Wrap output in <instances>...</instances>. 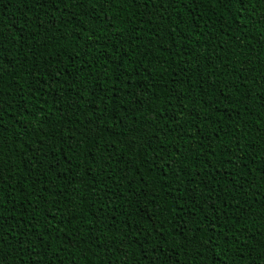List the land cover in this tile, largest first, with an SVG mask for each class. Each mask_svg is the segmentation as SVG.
I'll return each mask as SVG.
<instances>
[{
	"label": "trees",
	"instance_id": "1",
	"mask_svg": "<svg viewBox=\"0 0 264 264\" xmlns=\"http://www.w3.org/2000/svg\"><path fill=\"white\" fill-rule=\"evenodd\" d=\"M0 241L264 264V0H0Z\"/></svg>",
	"mask_w": 264,
	"mask_h": 264
},
{
	"label": "snow or ice",
	"instance_id": "2",
	"mask_svg": "<svg viewBox=\"0 0 264 264\" xmlns=\"http://www.w3.org/2000/svg\"><path fill=\"white\" fill-rule=\"evenodd\" d=\"M239 2H243V0H239ZM92 163H95V161H92ZM2 243V241H0ZM147 259V258H146ZM0 264H4L3 260H0ZM148 264H153V261H148Z\"/></svg>",
	"mask_w": 264,
	"mask_h": 264
}]
</instances>
